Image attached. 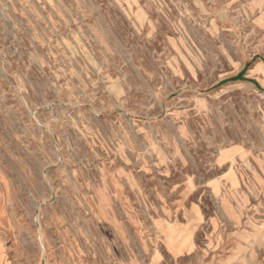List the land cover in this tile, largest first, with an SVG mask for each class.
Listing matches in <instances>:
<instances>
[{"label":"rangeland","instance_id":"1","mask_svg":"<svg viewBox=\"0 0 264 264\" xmlns=\"http://www.w3.org/2000/svg\"><path fill=\"white\" fill-rule=\"evenodd\" d=\"M264 0H0V264H264Z\"/></svg>","mask_w":264,"mask_h":264},{"label":"crops","instance_id":"2","mask_svg":"<svg viewBox=\"0 0 264 264\" xmlns=\"http://www.w3.org/2000/svg\"><path fill=\"white\" fill-rule=\"evenodd\" d=\"M243 78L245 81H240V83L246 84L264 94V63L254 62L250 64Z\"/></svg>","mask_w":264,"mask_h":264},{"label":"trees","instance_id":"3","mask_svg":"<svg viewBox=\"0 0 264 264\" xmlns=\"http://www.w3.org/2000/svg\"><path fill=\"white\" fill-rule=\"evenodd\" d=\"M242 80H243V79H242V76L240 75V76H238V77L232 79L231 81H242Z\"/></svg>","mask_w":264,"mask_h":264}]
</instances>
